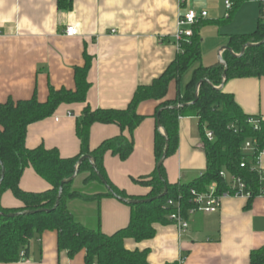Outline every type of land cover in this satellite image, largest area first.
Wrapping results in <instances>:
<instances>
[{"label":"crops","instance_id":"obj_1","mask_svg":"<svg viewBox=\"0 0 264 264\" xmlns=\"http://www.w3.org/2000/svg\"><path fill=\"white\" fill-rule=\"evenodd\" d=\"M226 0H72L70 10L58 7V0H20L21 12L16 20L0 25V105L7 100H28L34 95L44 102L49 88L73 90L74 69L84 66V54L91 66L90 83L84 104H61L55 113L27 127L25 147L56 149L62 158L80 153L76 123L84 107L92 110H124L135 90L159 78L179 54L174 40L179 15L189 10L206 12L200 28L201 59L179 82L169 84L164 100H173L179 89L184 92L198 66L219 63L231 36L251 34L259 17V1L243 3L233 19L215 25L227 14ZM27 17V22L21 20ZM19 22L21 27L16 29ZM67 27L77 34L65 36ZM12 29L9 31V29ZM247 116L264 118V77L230 80L223 86ZM159 102L147 101L137 112L143 121L133 133V151L122 162L107 154L103 166L108 180L129 197H145L150 189L135 183L155 170V112ZM179 145L175 155L167 158L164 168L170 184H187L206 169L198 119H179ZM121 134L115 125L94 124L90 129L89 150ZM129 137L128 132L123 133ZM258 168L264 172V156ZM82 176V175H81ZM81 176L72 188H83ZM81 180V181H80ZM78 184V185H76ZM19 187L25 192L41 193L50 185L32 168L23 172ZM264 187V181H263ZM3 209H19L11 192L0 198ZM67 208L76 222L87 228L96 225L99 211L100 230L112 235L129 223L130 208L118 199L105 198L97 205L72 200ZM189 227L179 232L173 224L156 225L153 239L136 243L125 240L129 251L148 250L149 264H250V254L264 248V196L248 203L246 199L228 198L218 212L195 213L188 218ZM84 252L70 258L57 247L56 232H45L29 242L25 260L13 264H85Z\"/></svg>","mask_w":264,"mask_h":264},{"label":"trees","instance_id":"obj_2","mask_svg":"<svg viewBox=\"0 0 264 264\" xmlns=\"http://www.w3.org/2000/svg\"><path fill=\"white\" fill-rule=\"evenodd\" d=\"M250 0H231V7L223 19L215 25L228 24L238 8ZM259 1V17L256 29L251 34L231 36L229 50L238 55L245 45L242 56L234 57L225 51L221 60L226 64L224 84L234 79L264 77V0ZM58 7L70 10L72 0H58ZM205 25L200 19L193 27V34L188 40L178 44L179 54L165 72L148 86L138 87L124 110H92L84 107L76 123V136L80 142V153L73 158H62L56 149H27L25 135L31 124L51 117L61 104H84L91 87L87 73L92 59L84 54V66L74 69L73 90H55L49 88L44 102H39L34 95L28 100H7L0 105V198L5 192H11L22 203L19 209H3L0 206V264H13L25 260L29 242L45 232H56L59 251L67 252L70 258L84 252L85 264H149L148 250L125 249V240L136 243L148 241L155 236L156 225L172 224L169 216L174 208L169 201L178 203L182 213L192 208L191 191L203 194L215 183L217 192L226 190L227 181L220 177L225 172L239 178L251 193L248 203L264 195L263 180L256 171L257 153L242 152V145L249 139H257L259 148L264 144V119L245 115L230 94L216 90L222 84L224 67L217 63L211 67L198 66L194 69L191 80L180 94L179 89L173 100H164L169 84L174 81L179 86L180 79L201 59L200 28ZM199 82L197 99L196 87ZM206 82H209L208 85ZM159 102L155 112L158 126L154 136V156L156 167L153 173L135 183L150 189L145 197H129L116 188L107 178L103 166L107 154L126 161L133 151L132 136L144 117L137 109L143 102ZM186 105V106H185ZM176 106H183L177 110ZM195 117L198 119L202 149L205 155L204 173L190 183L170 184L164 165L157 167L163 154L165 160L177 152L179 145V119ZM257 119L258 130L250 124ZM94 124L115 125L121 134L103 141L96 149L89 150L90 129ZM127 131L129 137L123 133ZM213 135V141L206 138V133ZM166 139V140H165ZM89 156L108 192L96 176L91 163L85 160L78 167V176H84L83 189L72 188L73 182L62 186V194L56 206L61 182L72 177L79 159ZM244 165V167H241ZM32 168L37 176L47 182L51 189L41 193L25 192L20 189L19 181L25 169ZM3 172V179L1 176ZM105 198L118 199L130 208L128 225L112 235H105L100 230L99 211L96 225L87 228L76 222L67 208V203L80 200L96 203ZM49 210L31 215L25 212ZM10 216V217H8ZM23 253V256L21 255ZM177 264V263H173ZM250 264H264V248L250 254Z\"/></svg>","mask_w":264,"mask_h":264},{"label":"built area","instance_id":"obj_3","mask_svg":"<svg viewBox=\"0 0 264 264\" xmlns=\"http://www.w3.org/2000/svg\"><path fill=\"white\" fill-rule=\"evenodd\" d=\"M187 1L188 0H179V4L181 6L185 5ZM231 5V0L225 1V7L227 8V10L230 9ZM206 16V12L197 13L193 10H189L188 12L179 15L177 21V31L174 36V40L177 46L181 41L188 40L192 36V27L200 19H203ZM76 34L77 31L75 27H67V29L65 30V36L67 37H71ZM258 123L259 121L257 119L250 121V124L255 130H258ZM206 138L210 142L213 141V135L209 132L206 133ZM242 152L246 154L257 153V163L255 168L260 176V179L264 181V172L258 168L259 160L261 159V157L264 156V144L263 147L260 149L257 139H249L242 145ZM241 167H244V165H241ZM220 177L227 181L226 190L218 193L217 185L215 183H212L206 193L199 194L195 191H191V195L193 197V207L184 212V214L182 213L178 203H173L172 201L168 202V205L174 208V212L169 216V220L172 222L173 225L177 227L179 232L182 233L188 229V218L194 215L195 213L213 214L218 212L224 199H250L251 193L248 191L245 184L239 178L233 177L225 172H221ZM21 255L23 256V253ZM179 264L184 263L180 262Z\"/></svg>","mask_w":264,"mask_h":264},{"label":"water","instance_id":"obj_4","mask_svg":"<svg viewBox=\"0 0 264 264\" xmlns=\"http://www.w3.org/2000/svg\"><path fill=\"white\" fill-rule=\"evenodd\" d=\"M252 46H253V45H249V44L245 45L244 48L242 49L241 53L238 54V55L233 54V53L229 50V48H225L224 50H225V51H229L234 57L239 58L240 56H242V54L244 53V51H245L246 48H249V47H252ZM219 63L224 67V73H223V75H222V80H223V82H222V84L220 85V87L216 88V90H222V89H223V86H224V80H225V72H226V70H227L226 64L221 60V58H220V60H219ZM206 83H207L208 85H210L209 82H206ZM201 84H202V82H199V83L197 84L196 92H195V101H196V99H197L198 88H199V86H200ZM210 86H211V85H210ZM185 106H186V105H185ZM182 107H183V106H176V107H174L173 109L177 110V109L182 108ZM157 126H158V129H159V132H160L162 135H164L163 130H162L161 128H159L158 122H157ZM165 140H166V139H165ZM165 158H166V156H165V153H164L163 156H162V158H161V160L159 161V163H158V165H157L158 168L163 164V162L165 161ZM85 160H87L89 163H91L92 168H93V170H94L96 176L98 177V179H99L100 182L102 183L103 187H104L108 192H110V188L108 187V185L106 184V182L104 181V179L101 177V175L99 174V172L96 170V168H95V166H94V164H93V160H92V158L89 157V156H83V157H81V158L79 159V161H78V163H77V165H76V167H75V171H74V174L72 175V177H70L69 179L64 180V181L61 182V186H60V188H59L58 195H57L56 206H57L58 201H59V199H60V197H61V194H62V186H63V185H66V184H69V183H72V182L76 179V177H77V175H78V167H79V165L82 164ZM2 179H3V172H2V176H1V181H2ZM121 201L126 202L125 200H121ZM40 212H49V210H38V211H33V212H25V213H23V214H25V215H31V214L40 213ZM8 217H10V216H8Z\"/></svg>","mask_w":264,"mask_h":264},{"label":"clouds","instance_id":"obj_5","mask_svg":"<svg viewBox=\"0 0 264 264\" xmlns=\"http://www.w3.org/2000/svg\"><path fill=\"white\" fill-rule=\"evenodd\" d=\"M20 12V0H0V25L14 22ZM20 19L27 22V17H21ZM15 27L16 29H19L21 24L16 22ZM11 30L12 29L10 28L9 31Z\"/></svg>","mask_w":264,"mask_h":264},{"label":"rangeland","instance_id":"obj_6","mask_svg":"<svg viewBox=\"0 0 264 264\" xmlns=\"http://www.w3.org/2000/svg\"><path fill=\"white\" fill-rule=\"evenodd\" d=\"M84 176H81V179L83 178ZM81 181V180H80ZM76 185H78V184H76ZM75 190H82L83 188H78L77 186H75V188H74Z\"/></svg>","mask_w":264,"mask_h":264}]
</instances>
